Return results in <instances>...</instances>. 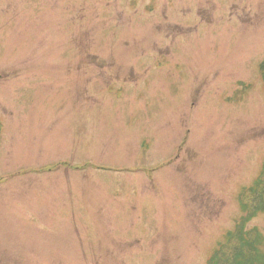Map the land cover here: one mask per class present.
Wrapping results in <instances>:
<instances>
[{
  "label": "rangeland",
  "instance_id": "obj_1",
  "mask_svg": "<svg viewBox=\"0 0 264 264\" xmlns=\"http://www.w3.org/2000/svg\"><path fill=\"white\" fill-rule=\"evenodd\" d=\"M263 58L264 0H0V264H207L264 163Z\"/></svg>",
  "mask_w": 264,
  "mask_h": 264
},
{
  "label": "trees",
  "instance_id": "obj_2",
  "mask_svg": "<svg viewBox=\"0 0 264 264\" xmlns=\"http://www.w3.org/2000/svg\"><path fill=\"white\" fill-rule=\"evenodd\" d=\"M259 69L264 81V59ZM238 199L242 214L207 264H264V253L260 250L262 235L256 227H248L257 213L264 212V163L253 184L243 189Z\"/></svg>",
  "mask_w": 264,
  "mask_h": 264
},
{
  "label": "flooded vegetation",
  "instance_id": "obj_3",
  "mask_svg": "<svg viewBox=\"0 0 264 264\" xmlns=\"http://www.w3.org/2000/svg\"><path fill=\"white\" fill-rule=\"evenodd\" d=\"M90 58H91V56H90ZM91 59H94V57L93 58H91ZM94 64V63H93ZM95 65H97V64H95ZM95 65H93V66H95ZM98 66V65H97Z\"/></svg>",
  "mask_w": 264,
  "mask_h": 264
}]
</instances>
